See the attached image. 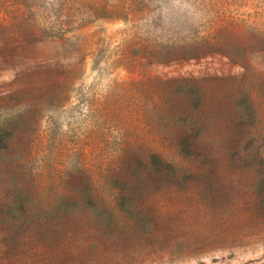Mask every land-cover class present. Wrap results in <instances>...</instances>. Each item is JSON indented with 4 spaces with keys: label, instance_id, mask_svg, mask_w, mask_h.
<instances>
[{
    "label": "rangeland",
    "instance_id": "obj_1",
    "mask_svg": "<svg viewBox=\"0 0 264 264\" xmlns=\"http://www.w3.org/2000/svg\"><path fill=\"white\" fill-rule=\"evenodd\" d=\"M249 107L254 118L237 122ZM6 122L16 144H35L32 215L70 196L69 173L82 168L117 227L101 234L75 218L80 226L53 243L26 230L9 254L0 230V264H264L252 169L219 171L221 202L152 194L139 206L155 216L144 231L120 213L111 183L126 176V147L183 170L194 163L170 143L235 138L238 124L253 128L241 137L264 157V0H0Z\"/></svg>",
    "mask_w": 264,
    "mask_h": 264
},
{
    "label": "trees",
    "instance_id": "obj_2",
    "mask_svg": "<svg viewBox=\"0 0 264 264\" xmlns=\"http://www.w3.org/2000/svg\"><path fill=\"white\" fill-rule=\"evenodd\" d=\"M221 53L227 52L224 50ZM253 113L252 107H249L246 112H234L233 115L240 122L254 118ZM195 128L197 133L203 131L199 126ZM246 128L253 129L248 125L233 126L231 132L235 131L237 137L219 142L185 137L170 143L180 155L194 163V166L183 170L164 161L157 153L146 156L132 147H126L130 156L125 163L126 176L111 183L120 190L116 202L120 213L132 220V229L144 231L147 223L154 220L153 213L146 214L139 206L163 189L178 192L195 190L200 200L221 202L225 196L219 171L223 168L252 169L257 175L255 192L264 199L262 147L253 140L245 141L241 137L246 133ZM16 134L15 124L6 122L0 126V230L5 234L1 240L5 245L3 254L18 250L19 235L26 230L35 234L37 240L56 242L63 234L73 233L80 226V223L73 222L75 218L85 220V224L98 228L101 234H114L117 227L115 209L110 210L97 197L93 176L82 168L69 173L68 180L73 191L70 196L59 195L48 208L41 207L39 212L34 211L32 215L37 204L39 181L37 173L30 171L37 166L38 159L34 156L33 139L22 147L16 144ZM140 155L143 157L139 158Z\"/></svg>",
    "mask_w": 264,
    "mask_h": 264
}]
</instances>
